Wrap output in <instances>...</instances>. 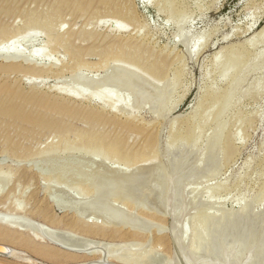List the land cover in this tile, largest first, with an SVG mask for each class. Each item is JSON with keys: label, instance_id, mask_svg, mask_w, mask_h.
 Listing matches in <instances>:
<instances>
[{"label": "rangeland", "instance_id": "1", "mask_svg": "<svg viewBox=\"0 0 264 264\" xmlns=\"http://www.w3.org/2000/svg\"><path fill=\"white\" fill-rule=\"evenodd\" d=\"M28 27L14 49L45 60L0 58V210L29 263L0 264H83L96 242L168 264L167 193L199 257L264 264V0H0V41Z\"/></svg>", "mask_w": 264, "mask_h": 264}, {"label": "bare ground", "instance_id": "2", "mask_svg": "<svg viewBox=\"0 0 264 264\" xmlns=\"http://www.w3.org/2000/svg\"><path fill=\"white\" fill-rule=\"evenodd\" d=\"M30 18V17H29ZM29 22H34V20H32L31 18L29 19ZM117 26H119V25H117ZM32 28H34V27H28V29H25V30H23V31H20V32H17V33H13L12 35H10V36H7L5 39H3V40H1L0 41V56H3L4 58L5 57H7V58H16V57H22V58H25V60H27V62L29 61V62H34L35 64H38V63H41V61H44L45 59L44 58H42V56L41 55H38V54H35V53H30V54H27V55H25V54H22L19 50H17V49H14V47H13V43L15 42V39H19V38H21V39H23V40H25V41H33L34 40V38H35V36H36V34L34 33V32H36V31H34ZM263 30H264V28L263 29H261L260 31H259V33H261V32H263ZM262 52V51H261ZM260 52V53H261ZM259 54V53H258ZM262 54V53H261ZM260 54V55H261ZM237 61L239 62V64L241 63L236 57H227V59L225 60V62L223 63V65H222V67H221V73H224L226 70H227V67H228V65L230 64V63H232L233 62V64L235 63H237ZM242 65L240 64L239 65V67H241ZM42 68H44V66L42 67ZM252 69H253V67H251ZM121 70V69H120ZM124 70H125V68H124ZM123 70V68H122V70L121 71H124ZM139 74V73H138ZM133 75H137V73L136 74H133ZM138 77H139V75H137ZM110 77H111V75L110 76H107V77H103V80H101L100 82H102L103 84H105V83H107V81H108V79H110ZM112 79L114 78V76H112L111 77ZM242 80H243V75H242V72H241V70L239 71V73H238V75H237V78L236 79H234L233 80V85L229 88V92L231 93H237L238 92V90L236 89V86L237 85H240V83L242 82ZM110 81H111V79H110ZM95 82V81H94ZM78 91H74V94L75 95H78ZM51 105H53V106H55V107H63V108H65V107H69L68 106V104L67 103H63V102H60V101H58V100H51ZM70 108V107H69ZM45 113H47V112H45ZM45 113H43V117H41V118H43V120H47V122H50L49 124H51V126L52 125H55L56 123H58V121H57V119H55L54 118V116L51 114V115H49V114H45ZM205 120V119H204ZM47 126H49V125H47ZM171 140H172V137H170L169 139H168V141H167V143H170L171 142ZM220 140V139H219ZM218 142V141H217ZM218 144V143H217ZM215 148V147H214ZM106 150L107 151H109V152H113V151H115L114 150V147L112 146V147H108V148H106ZM104 151H105V149H104ZM215 151V150H214ZM90 152H92V153H90V155L91 154H95V153H97L96 151H94V150H92V151H90ZM108 152V153H109ZM216 152H218V150L216 151ZM108 153H106V155H108ZM215 153V152H214ZM97 154H99V153H97ZM96 154V155H97ZM100 155H103V154H99L98 156H100ZM103 156H105V155H103ZM10 181H11V173H10V171H2L1 169H0V194L3 192L4 193V191H6V189L9 187V184H10ZM179 184H180V182H179ZM178 187H180V186H178ZM6 194V193H5ZM8 196V195H7ZM6 197V196H5ZM190 197V196H189ZM2 198H4V197H2ZM16 201V200H15ZM167 201H168V203H169V206H170V217H171V222H170V227H169V234H170V238H171V242L173 243V246H172V254L169 256V259H168V264H241L240 263V261H238V259L240 260V258L242 257L241 255V257L239 258H235L236 257V255H233V256H235V257H232V256H229L227 259H225V260H222L221 258H222V256L223 255H221V260L220 259H216L214 256H212V252L210 251V254H211V256L213 257V258H210V259H204V258H202V256L201 257H199V253H201L202 254V252L200 251H196V253H198V255L197 254H195L194 252H195V248H193L194 249V252H193V250H192V247L190 246V244L188 243V239H190V238H188V225L186 224V221H185V218L183 217V215H184V212L187 210V208L190 206H188V204H190V202H188L187 200H186V202H188V204L186 203V202H181V201H178L177 199H175L174 198V196L172 195V194H169V193H167ZM18 202V201H17ZM16 203V202H15ZM14 203V204H15ZM110 207V206H109ZM15 208H18L19 209V207L18 206H16L15 205ZM14 207H13V209H15ZM22 208V206L20 207V209ZM17 209V210H18ZM23 209V208H22ZM22 209H21V211H22ZM4 211H6V210H4ZM12 211V210H11ZM8 212H10V211H8ZM11 214V213H10ZM9 213H7V211L3 214V210H0V244H2V245H4V246H6V247H9L10 248V251L7 253V254H0V256H2V257H6V258H12V259H14V260H16V261H19V262H22V263H29V259L28 258H26V257H23L20 253H18L17 252V250H16V248H14V247H10L9 245H7L6 243L7 242H5V241H8L10 238L12 239H14V238H16L17 236H21L22 234H23V231L24 230H26V227H23L24 225L23 224H21V223H19V221H17V219L16 218H14V216H12V215H10ZM21 217H23V216H21ZM27 217V216H26ZM184 218V219H183ZM30 219V218H29ZM23 221H24V219H23ZM185 221V222H184ZM191 221V220H190ZM190 223V222H189ZM25 224V223H24ZM29 224H30V222H29ZM37 224V223H36ZM42 224V223H41ZM23 225V226H22ZM28 225V224H27ZM31 225V224H30ZM34 225V224H33ZM37 226V225H36ZM35 226V227H36ZM190 226V225H189ZM34 227V228H35ZM38 227H40V226H38ZM44 227V226H43ZM33 228V229H34ZM28 229V228H27ZM38 228L36 227V230H37ZM30 230V229H29ZM35 230V231H36ZM33 231V230H32ZM41 232V234L42 235H44V237H45V235L48 237V239H50L49 241H51V239H52V241H53V238L55 239V237L58 235V234H56V236L54 237L53 235H49V234H51V232H49L48 230H47V232H46V230L45 231H43V229H41L40 230ZM26 232V231H25ZM38 232V231H37ZM49 233V234H48ZM38 234V233H37ZM53 234V233H52ZM55 234V233H54ZM32 236V235H31ZM38 236V235H37ZM53 236V237H52ZM34 237V236H33ZM46 237V238H47ZM60 237V236H59ZM64 237V236H63ZM62 237V238H63ZM213 237V236H212ZM212 237H210L211 238V240L213 239ZM35 238V237H34ZM62 238H61V240H62ZM68 238V237H67ZM67 238H65V239H67ZM214 238H215V240L216 239H218V238H216L215 236H214ZM47 239V240H48ZM57 239H58V237H57ZM64 239V238H63ZM68 239H70V238H68ZM67 239V240H68ZM37 240V239H36ZM59 240V239H58ZM57 240V241H58ZM66 240V241H67ZM73 240V239H72ZM219 241H222V240H220V239H218ZM217 240V242H219ZM38 241V240H37ZM36 241V243H38L39 244V241L37 242ZM55 241V240H54ZM53 241V242H54ZM56 241V242H57ZM76 241V240H75ZM77 241H79V242H83V240H77ZM194 241L196 242V240L194 239ZM213 241H214V239H213ZM9 242V241H8ZM31 242V241H30ZM30 242L28 243V244H30ZM48 242V241H47ZM59 242V241H58ZM65 242V241H64ZM72 242H74V240L73 241H71V243ZM87 242V241H86ZM93 242V241H92ZM127 242V241H126ZM204 242V241H203ZM216 241L215 242H213V243H215V246H216V243H217ZM224 242V241H223ZM62 243H63V241H62ZM97 243V246H98V242H96ZM101 243V242H100ZM103 243V242H102ZM121 242H119V244H120ZM128 243H129V241H128ZM132 243H133V241H132ZM131 243V244H132ZM220 243V242H219ZM27 244V243H26ZM74 244V243H73ZM107 244V243H106ZM127 244V243H126ZM130 244V243H129ZM128 244V245H129ZM195 244V243H194ZM198 244H200V243H198ZM221 245H222V243H220ZM220 244H219V248H221L220 247ZM33 245H34V243H33ZM67 245V244H66ZM66 245H64L65 247H66ZM94 245H96V244H94ZM100 246H102V248H99V249H97L96 247H95V250L98 252V256H97V258L96 259H94V260H91V261H87V262H85V263H83V264H127V259L129 258V256L131 255H128V258L126 257V259L124 258V256H126L127 255V253H126V255H123V258H122V253L124 254V252L126 251V249L128 250V248H126L125 247V245H124V247L126 248L125 250H123L122 251V253H121V249H122V247H121V244L120 245H116L115 247L113 246V245H111V247L109 246V244H107V245H104V243L103 244H99ZM122 245V246H123ZM224 245V244H223ZM225 245H227V244H225ZM246 245V244H245ZM244 244L242 245V247L244 248V246H245ZM39 246V245H38ZM69 246H70V244H69ZM71 246H73V245H71ZM71 246H70V248H71ZM78 246V245H77ZM91 246H93V244L91 245H88V243L87 244H81L79 247L80 248H83V249H89V248H87V247H91ZM112 246H113V248H112ZM211 246V245H210ZM240 246V245H239ZM32 247V246H31ZM79 247H77V250H78V248ZM131 247H132V245H131ZM217 247V246H216ZM217 247V248H218ZM224 247V246H223ZM37 248V247H36ZM35 248V249H36ZM44 248V247H43ZM67 248V247H66ZM74 248H76L75 246H74ZM94 248V247H93ZM198 248V247H197ZM196 248V249H197ZM216 248V249H217ZM227 248V247H226ZM41 249H42V247H41ZM90 249H92V248H90ZM89 249V250H90ZM228 249V248H227ZM81 250V249H80ZM89 250H88V252H86V253H89ZM94 252H95V250L94 249H92ZM131 250V249H130ZM133 250V249H132ZM209 250H211V248L209 249L208 248V250L206 251V252H209ZM221 249H219V251H220ZM231 250V249H230ZM240 250V249H239ZM242 248H241V253H242ZM48 251V250H47ZM50 251V253H51V250H49ZM129 251V250H128ZM74 252H76V251H74ZM92 252V251H91ZM90 252V253H91ZM134 252V251H133ZM133 252H131V253H133ZM203 252H205V249H204V251ZM206 252H205V254H206ZM215 252H216V250H215ZM220 252H222V250L220 251ZM227 254H228V251H225ZM42 253V252H41ZM78 253V252H77ZM81 253H83L82 251H81ZM85 253V252H84ZM130 253V252H129ZM128 253V254H129ZM214 253V252H213ZM217 253V252H216ZM215 253V254H216ZM94 254H97V253H94ZM134 254V256H135V253H133ZM208 255H209V253H207ZM206 254V256H208ZM235 254V253H234ZM137 255V254H136ZM141 255V254H140ZM203 255V254H202ZM219 255V254H218ZM217 255V256H218ZM133 255H132V257H134ZM142 256H143V254H142ZM147 256V255H146ZM205 256V258H209L210 256H208V257H206ZM238 256V255H237ZM139 257H141V256H139ZM144 257V256H143ZM153 257V256H152ZM203 257H204V255H203ZM227 257V256H226ZM225 257V258H226ZM135 258V257H134ZM134 258H131L130 257V259H133L132 260V262L136 259H134ZM224 258V257H223ZM130 259H128L129 261H130ZM139 259V258H138ZM138 259H137V262H140V261H138ZM142 259V261H143V258H141ZM145 259H147L146 257H145ZM250 260V259H249ZM248 260V261H249ZM151 262H152V260H150ZM149 261V262H150ZM33 262V261H32ZM135 262H136V260H135ZM144 262V261H143ZM145 262H146V260H145ZM149 262H147V263H145V264H148ZM129 263V262H128ZM134 263V262H133ZM132 263V264H133ZM154 263V262H153ZM246 263V262H245ZM244 263V264H245ZM134 264H136V263H134ZM139 264V263H138ZM140 264H144V263H140ZM247 264V263H246Z\"/></svg>", "mask_w": 264, "mask_h": 264}, {"label": "water", "instance_id": "3", "mask_svg": "<svg viewBox=\"0 0 264 264\" xmlns=\"http://www.w3.org/2000/svg\"><path fill=\"white\" fill-rule=\"evenodd\" d=\"M0 58H2V57L0 56ZM9 251H10L9 247H6V246L0 244V254H7ZM79 251H81V250H79Z\"/></svg>", "mask_w": 264, "mask_h": 264}]
</instances>
